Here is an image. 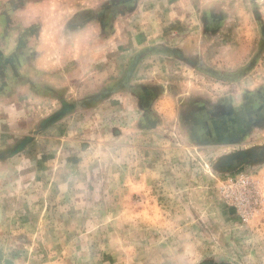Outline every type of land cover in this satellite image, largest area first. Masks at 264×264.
<instances>
[{"label": "rangeland", "instance_id": "374dc122", "mask_svg": "<svg viewBox=\"0 0 264 264\" xmlns=\"http://www.w3.org/2000/svg\"><path fill=\"white\" fill-rule=\"evenodd\" d=\"M260 7L264 0H233L228 10L246 19ZM247 23L240 21L246 34L253 31ZM248 66L255 67L250 61L239 74ZM256 70L239 80L250 87L238 96L248 122L255 98L264 97V68ZM168 100L180 114L178 102ZM124 113L96 118L91 128L92 118H83L91 133L69 129L76 144L47 149L49 164L31 181L12 173L0 192V264H264V207L245 220L228 196L232 182L264 181V120L221 142L180 127V116L158 126L144 111ZM10 137L0 139L8 155L22 146ZM35 146L26 145L13 168L45 148Z\"/></svg>", "mask_w": 264, "mask_h": 264}, {"label": "crops", "instance_id": "0c3cea01", "mask_svg": "<svg viewBox=\"0 0 264 264\" xmlns=\"http://www.w3.org/2000/svg\"><path fill=\"white\" fill-rule=\"evenodd\" d=\"M127 3L129 9H114ZM232 4L0 0V136L22 145L18 153L0 152V192L14 171L20 182L42 174L49 164L47 149L56 146L62 152L75 145L67 133L85 130L86 117L92 118L91 128L96 118L110 121L126 110L144 111L140 115L156 117L158 126L166 117L180 116V127L188 131L212 139L229 133L240 116L238 96L250 88L240 81L264 68L263 8L243 19L228 10ZM245 20L253 27L248 34L240 25ZM207 21L215 24L207 27ZM250 61L255 67L239 74ZM188 71L194 76H184ZM182 76L183 81L173 79ZM168 97L178 102L180 114ZM255 99L251 110L263 114L255 121L264 120V99ZM37 143L45 147L38 157L13 168L16 155Z\"/></svg>", "mask_w": 264, "mask_h": 264}, {"label": "built area", "instance_id": "2783aa9c", "mask_svg": "<svg viewBox=\"0 0 264 264\" xmlns=\"http://www.w3.org/2000/svg\"><path fill=\"white\" fill-rule=\"evenodd\" d=\"M230 201L237 205L241 216L246 220L264 207V181L256 178H244L232 182ZM235 190V191H234Z\"/></svg>", "mask_w": 264, "mask_h": 264}, {"label": "flooded vegetation", "instance_id": "af4514ba", "mask_svg": "<svg viewBox=\"0 0 264 264\" xmlns=\"http://www.w3.org/2000/svg\"><path fill=\"white\" fill-rule=\"evenodd\" d=\"M130 1V0H127ZM262 99L263 96H260ZM259 96L257 98H260ZM263 115V114H261ZM257 111H252L249 115H246V118L250 119V122H248L249 120H245L243 118L242 115H240L239 117H237V120L235 121V124L233 123L231 125V129L229 131V133L224 134L222 136H220L219 134L215 136L216 140H219L221 142H227L230 140H236L238 138H240V136L242 135V133L244 132V130L246 128H248L251 123H253L255 120H258V117L261 118V116ZM262 119V118H261Z\"/></svg>", "mask_w": 264, "mask_h": 264}, {"label": "water", "instance_id": "95a60500", "mask_svg": "<svg viewBox=\"0 0 264 264\" xmlns=\"http://www.w3.org/2000/svg\"><path fill=\"white\" fill-rule=\"evenodd\" d=\"M241 154L243 155V156H249V153H247V152H241Z\"/></svg>", "mask_w": 264, "mask_h": 264}]
</instances>
